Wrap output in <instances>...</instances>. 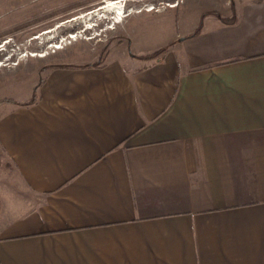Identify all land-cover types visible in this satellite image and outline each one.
Instances as JSON below:
<instances>
[{"label": "crops", "instance_id": "obj_1", "mask_svg": "<svg viewBox=\"0 0 264 264\" xmlns=\"http://www.w3.org/2000/svg\"><path fill=\"white\" fill-rule=\"evenodd\" d=\"M221 17L0 98V264H264V0Z\"/></svg>", "mask_w": 264, "mask_h": 264}, {"label": "rangeland", "instance_id": "obj_2", "mask_svg": "<svg viewBox=\"0 0 264 264\" xmlns=\"http://www.w3.org/2000/svg\"><path fill=\"white\" fill-rule=\"evenodd\" d=\"M104 1L0 0V98L12 96L24 82L40 80L37 70L45 65L98 63L111 45L128 36L122 44L133 52L161 49L177 36L203 29L215 13L224 15L239 0H122L126 14L120 19L113 14L115 23L98 10L110 0ZM153 5L157 11H151ZM92 11L109 18L91 21L86 15ZM9 166L0 152V186L14 174Z\"/></svg>", "mask_w": 264, "mask_h": 264}, {"label": "bare ground", "instance_id": "obj_3", "mask_svg": "<svg viewBox=\"0 0 264 264\" xmlns=\"http://www.w3.org/2000/svg\"><path fill=\"white\" fill-rule=\"evenodd\" d=\"M128 1V0H127ZM139 1H145V0H139ZM104 2H106V0L104 1ZM126 2V1H125ZM124 2V4H123V2H122V0H110V1H108V3H107V5L106 6H104V7H99L98 8V10H101L100 12H102V13H106L107 15H109V16H111L110 17V20L112 21V22H110V23H115V18H112V17H115L113 14H115L116 15V18H118V19H120V18H122V13H123V15L124 14H126L125 13V6H126V3ZM102 5H105V3H102ZM169 6L170 7H176L177 5H174V6H172L171 4H169ZM124 9V10H123ZM152 10V9H151ZM99 12V13H100ZM97 11H92L91 13H88L86 16H90V17H93V18H91L90 20L92 21V19H94V16H95V18H97V19H99V17H101L102 19H107V18H109V17H106V15L104 16V17H102L101 16V14H99ZM124 18V17H123ZM114 20V21H113ZM122 20V19H121ZM117 23H120L121 21H116ZM95 26H96V24H95ZM109 27H110V25H109ZM93 27L92 26H88V28L87 29H92ZM45 33H51V31H47V32H45ZM71 38H72V36H71ZM54 47L56 48V49H62V46H60V45H57V44H55L54 45ZM35 56H38V55H31V57H35ZM40 57H43V55L42 56H40ZM2 65L0 64V67H1Z\"/></svg>", "mask_w": 264, "mask_h": 264}, {"label": "trees", "instance_id": "obj_4", "mask_svg": "<svg viewBox=\"0 0 264 264\" xmlns=\"http://www.w3.org/2000/svg\"><path fill=\"white\" fill-rule=\"evenodd\" d=\"M215 16H217V17H218L221 21H223L224 23H234V22H236L235 17H233L232 19H224V18H222L221 15L218 14V13H215ZM201 30H202V26H200V27L195 31V33H194L193 35H191L190 37L199 34V32H201ZM168 49H169L168 46H167V47H163V48H161V49H159V50H157V51H155V52H153V53H151V54H149V55H147V56H144L143 58H144V59H147V60H148V59H155V58H158L159 56L163 55ZM104 58H105V56L103 57V59H104ZM103 59H102L101 61H99L98 63L91 64V66H96V65H100V64H102Z\"/></svg>", "mask_w": 264, "mask_h": 264}, {"label": "built area", "instance_id": "obj_5", "mask_svg": "<svg viewBox=\"0 0 264 264\" xmlns=\"http://www.w3.org/2000/svg\"><path fill=\"white\" fill-rule=\"evenodd\" d=\"M150 9H152L151 11H157V8H156L155 6H153V7L150 8Z\"/></svg>", "mask_w": 264, "mask_h": 264}, {"label": "clouds", "instance_id": "obj_6", "mask_svg": "<svg viewBox=\"0 0 264 264\" xmlns=\"http://www.w3.org/2000/svg\"><path fill=\"white\" fill-rule=\"evenodd\" d=\"M154 6V5H153Z\"/></svg>", "mask_w": 264, "mask_h": 264}]
</instances>
